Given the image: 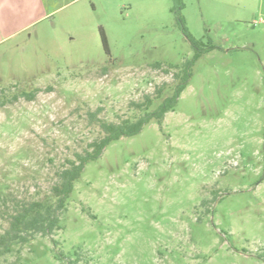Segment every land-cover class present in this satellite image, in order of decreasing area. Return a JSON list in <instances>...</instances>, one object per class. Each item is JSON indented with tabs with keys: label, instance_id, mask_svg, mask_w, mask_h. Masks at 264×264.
<instances>
[{
	"label": "rangeland",
	"instance_id": "1",
	"mask_svg": "<svg viewBox=\"0 0 264 264\" xmlns=\"http://www.w3.org/2000/svg\"><path fill=\"white\" fill-rule=\"evenodd\" d=\"M207 47L162 124L108 146L75 183L63 230L0 264H264V0H182ZM174 0H0L4 200L50 194L57 172L194 56ZM105 33L110 54L104 49ZM36 90H39L36 92ZM21 92L35 93L33 101ZM12 202H9V204Z\"/></svg>",
	"mask_w": 264,
	"mask_h": 264
},
{
	"label": "trees",
	"instance_id": "2",
	"mask_svg": "<svg viewBox=\"0 0 264 264\" xmlns=\"http://www.w3.org/2000/svg\"><path fill=\"white\" fill-rule=\"evenodd\" d=\"M174 2L175 7L172 12L179 20L186 38L194 49L193 58L182 66L169 65L166 69L161 64L153 65L154 68L162 69L165 73L176 70L175 82L172 86L165 83L157 87L154 94H146L140 101H132L130 108L139 112V117L112 122L99 117L102 108L90 112V121L100 128L102 137L90 143L89 149L84 153H76L75 158L69 160L68 165L57 172V181L51 187L49 196L32 201L4 200L3 217L8 222V228L0 234V260L10 254L16 244H28L37 235L50 237L57 231L63 230L62 216L67 211L69 200L75 190V183L81 179L86 166L98 160L113 142L137 136L154 121L162 124L166 114L175 110L182 93L189 85L193 65L204 53L214 47H207L203 41L197 40L188 32L185 20L180 16L183 2L182 0H174ZM101 35L104 49L107 54H110L105 33L102 31ZM35 93L21 92L14 95L12 101H18L22 97L33 101ZM9 202L12 203L9 204ZM257 257L264 261V254Z\"/></svg>",
	"mask_w": 264,
	"mask_h": 264
}]
</instances>
